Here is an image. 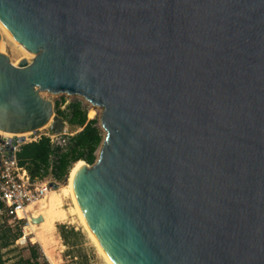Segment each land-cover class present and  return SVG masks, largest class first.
I'll list each match as a JSON object with an SVG mask.
<instances>
[{
	"label": "water",
	"instance_id": "1",
	"mask_svg": "<svg viewBox=\"0 0 264 264\" xmlns=\"http://www.w3.org/2000/svg\"><path fill=\"white\" fill-rule=\"evenodd\" d=\"M0 19L35 55L16 67L0 33V130L63 132L43 92L103 108L74 188L115 264H264V0H0Z\"/></svg>",
	"mask_w": 264,
	"mask_h": 264
},
{
	"label": "rangeland",
	"instance_id": "2",
	"mask_svg": "<svg viewBox=\"0 0 264 264\" xmlns=\"http://www.w3.org/2000/svg\"><path fill=\"white\" fill-rule=\"evenodd\" d=\"M1 47V52L8 55L13 64H16L21 59H28L31 61L35 57L34 55L31 56L29 52L23 51V49H21V47L14 40L5 35L2 37ZM42 95L44 98L54 102L56 115H58L56 113V107H59V105V108L62 111H66L70 103L76 101L82 102L84 107L87 109L88 119H96L98 121L97 127L100 129L103 138H105L106 132L101 125V116L103 113L102 107H97L91 104L84 97L79 95H53L48 92H43ZM66 127L68 129V133L71 135H73V131L77 129L76 127H71L67 122ZM48 132V128H44L39 131V134ZM100 149L97 153L98 157ZM46 180L52 181L57 185L54 189L56 192L55 196L57 195L61 199V205L60 207H57V211L64 212L66 218L55 222L54 227L50 226L44 219V216H46V213L48 214L50 208H43V206H49L52 196L50 193L46 198L32 205L33 207L30 208L31 212L28 214L26 220L20 223L0 225V257L8 263H14L21 259H31L32 251L35 249L37 254L41 256V258H39L40 264H45V262L51 264L49 258H51L55 264H110L108 260H106L103 253L98 249L95 241L92 240L93 238L91 237L89 231H87L86 226L75 208L71 195H66L64 190H62L68 186V180L66 182L58 181L52 175H48ZM34 214L43 216V218L40 217L37 221H34ZM63 226L74 228L78 232V235L76 236L69 235V242L74 245L73 248L68 246L61 237L59 229ZM40 230L42 234L39 233ZM46 230L51 231L46 232ZM36 233H38V236ZM6 240L9 241V244L7 246H3V243H5Z\"/></svg>",
	"mask_w": 264,
	"mask_h": 264
},
{
	"label": "built area",
	"instance_id": "3",
	"mask_svg": "<svg viewBox=\"0 0 264 264\" xmlns=\"http://www.w3.org/2000/svg\"><path fill=\"white\" fill-rule=\"evenodd\" d=\"M39 131L25 136L0 133V225L26 220L28 208L46 198L56 188V184L46 178H34L27 166L20 164L18 154L27 144L49 139L48 170L49 175L53 176L62 157L69 152L72 135L68 133L67 127L59 134L49 129L48 133L39 134Z\"/></svg>",
	"mask_w": 264,
	"mask_h": 264
},
{
	"label": "trees",
	"instance_id": "4",
	"mask_svg": "<svg viewBox=\"0 0 264 264\" xmlns=\"http://www.w3.org/2000/svg\"><path fill=\"white\" fill-rule=\"evenodd\" d=\"M59 107H56L58 116L64 118L71 127L77 128L71 136L69 152L62 157L59 168L53 173V176L58 181L66 182L74 164L84 161L89 165H93L97 161V153L104 138L97 127L98 121L96 119H88L87 109L82 102L76 101L70 103L66 111H62ZM49 155L50 141L47 138H43L40 142L25 145L18 154V159L21 165L27 166L34 178L44 179L49 175ZM59 230L62 239L68 246L73 248L74 245L69 242V235L76 236L78 232L74 228L66 226L60 227ZM8 244L9 241L6 240L3 246H7ZM39 258L41 256L33 249L31 259H21L14 263H8L0 257V264H40ZM45 264L49 263L45 262Z\"/></svg>",
	"mask_w": 264,
	"mask_h": 264
},
{
	"label": "bare ground",
	"instance_id": "5",
	"mask_svg": "<svg viewBox=\"0 0 264 264\" xmlns=\"http://www.w3.org/2000/svg\"><path fill=\"white\" fill-rule=\"evenodd\" d=\"M0 33H1V35H2V37H3V35H5V36H7L8 38H10V39H12V40H14L20 47H21V49H23V51H26V52H28L26 49H25V47L19 42V40L15 37V35L8 29V27L1 21V19H0ZM1 46H2V41H1ZM2 48V47H1ZM2 51V50H1ZM31 56H33L31 53H29ZM35 56V55H34ZM30 57V56H29ZM21 61H23V59H21L19 62H17L16 64H14L16 67L21 63ZM47 93V92H46ZM82 97V96H81ZM92 104V103H91ZM97 107H99V106H97ZM50 125L51 124H49L48 125V127H50ZM104 129V128H103ZM104 131H105V129H104ZM106 132V131H105ZM0 133H2V134H5V135H9V136H11V135H14V133H10V132H5V131H2V130H0ZM30 133H32V132H28V133H23V134H19V135H29ZM75 165V166H74ZM73 165V167H72V169H71V173H70V175H69V177H68V186L67 187H65L64 189H62V190H64V193L67 195V194H69V195H71V197H72V199H73V202H74V205H75V208H76V210H77V212H78V214H79V216L81 217V219H82V221H83V223H84V225L86 226V228H87V231H89V233H90V235H91V237L93 238L92 240H94L95 241V243H96V245L98 246V249L103 253V255L105 256V258H106V260H108V262L110 263V264H115V262H113L110 258H109V256L107 255V253L104 251V249H103V247H102V245H101V242L99 241V239L93 234V232L91 231V229H90V227L88 226V224H87V222H86V220L84 219V217H83V215H82V212H81V210H80V207H79V202H78V198H77V195H76V192H75V188H74V177H75V174H76V172H77V170L81 167V166H83V165H87L86 164V162H84V161H79L77 164H74ZM51 194H52V196H51V199H50V202H49V206H46V205H44L43 206V208H46V207H49L50 208V210H49V212H48V214L46 213V216H44V219L46 220V222L50 225V226H52V227H54V225H55V222H57L58 220H62V219H64V218H66V215H65V213L64 212H62V211H57V207H60V205H61V199H60V197L59 196H55V191H54V193H53V191L52 192H50ZM49 193V194H50ZM31 207H33V206H30L29 208H28V212L30 213L31 211H30V208ZM42 208V207H41ZM48 208V209H49ZM45 215V214H44ZM43 218V216H38V215H36V214H34V217H33V220L35 221H37L39 218ZM37 225V224H36ZM36 227V226H35ZM40 228V227H39ZM44 229V228H43ZM52 230V229H51ZM51 230H49V231H51ZM48 230H46V232H47ZM48 231V232H49ZM39 233H41V230H40V232ZM37 234V236H38V233H36ZM42 234V233H41ZM40 234V235H41ZM48 234V233H47ZM41 236H43V235H41ZM49 261H50V263L51 264H55V262L51 259V258H49Z\"/></svg>",
	"mask_w": 264,
	"mask_h": 264
}]
</instances>
